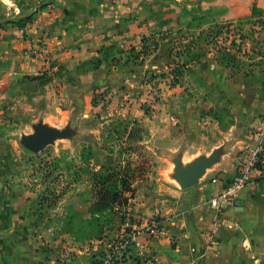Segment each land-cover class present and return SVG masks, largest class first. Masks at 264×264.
<instances>
[{
    "label": "crops",
    "instance_id": "obj_1",
    "mask_svg": "<svg viewBox=\"0 0 264 264\" xmlns=\"http://www.w3.org/2000/svg\"><path fill=\"white\" fill-rule=\"evenodd\" d=\"M196 10L252 33L238 46L225 49L216 44L217 48L238 56L253 48L264 61V0H0V91L16 79L44 72L52 82L62 83V91L69 86L78 89L75 82L93 81L109 68L102 50L106 47L125 57L150 48L153 42L154 49L147 55L150 61L178 33L191 32L185 24ZM32 13L34 21L24 26L9 22ZM161 55L166 59L165 52ZM95 57L101 60L100 67L79 72V64ZM184 64L179 85H169L165 97L175 99L172 95L179 87L178 96L198 102L192 110L179 113L180 118L176 108L164 107V112L177 113L179 119L171 115L173 123L187 133L190 147L183 151L182 160L208 156L216 149L220 157L194 188L173 189L181 207L166 212L156 234L144 233L142 247H130L117 264H264V177H257L222 213L211 203L222 187L240 177V152L252 144L251 128L264 118V69L253 83L244 69L223 63L212 53L199 54ZM201 82L218 102L225 98L227 117L217 106L212 112L206 101L202 104L199 97L208 95ZM207 144L211 145L205 148ZM7 194L1 186L0 264H95L111 246L104 240L78 248L44 242L27 217L25 198H7ZM148 222H133L131 227L142 228Z\"/></svg>",
    "mask_w": 264,
    "mask_h": 264
},
{
    "label": "rangeland",
    "instance_id": "obj_2",
    "mask_svg": "<svg viewBox=\"0 0 264 264\" xmlns=\"http://www.w3.org/2000/svg\"><path fill=\"white\" fill-rule=\"evenodd\" d=\"M197 12L193 15L197 18H191L192 24H185L192 27L191 32L178 33L166 48L155 51L156 56H151L150 61L147 55L154 49L153 42L149 45L151 49L125 57L106 47L102 50L109 68L93 81L75 82L78 89L69 86L62 91V83L52 82L44 72L16 79L0 91L2 188L7 191V198L17 195L25 198L27 217L32 221L35 235L44 242L59 241L78 248L84 244L97 246L99 240H104L114 247L119 235L132 230L133 222L161 220L168 216L166 212L181 207L179 197L173 193V189L183 190L174 177L175 161L182 158L190 145L185 141L187 133L182 134L183 130H178L180 124L173 123L171 115L176 117L177 113L164 112V107L176 108L180 118L179 113L192 110L198 101L186 95L178 96L179 87L171 94L173 100L170 95L165 97V92L169 85H179V73L184 70L185 62L199 54L212 53L220 58L221 48L216 44L229 49L252 35L237 23L222 24L211 20L203 11ZM30 16L33 18L29 22H33L35 13L12 21ZM198 23L201 29L195 30ZM219 30L220 34L216 35ZM164 52L166 59L161 55ZM253 52L257 50L251 48V52L242 56L234 53L236 57L228 61L244 69L255 83L262 76L264 61ZM172 53L175 57L181 54L184 59L169 57ZM95 60L98 58L91 61ZM200 87L208 95L199 97L202 104L206 101L212 112L217 106L227 117L225 98L218 102V97L205 89L203 82ZM39 122L60 130L69 128L72 132L41 151L32 152L23 145L22 137L34 133V125ZM192 160L187 158L182 162L187 164ZM122 166L137 168L131 184L133 191L127 193L129 202L122 206L98 203L97 181L107 175L108 168L116 171Z\"/></svg>",
    "mask_w": 264,
    "mask_h": 264
},
{
    "label": "built area",
    "instance_id": "obj_3",
    "mask_svg": "<svg viewBox=\"0 0 264 264\" xmlns=\"http://www.w3.org/2000/svg\"><path fill=\"white\" fill-rule=\"evenodd\" d=\"M250 134L253 137L252 144L240 152V177L222 187L220 192L211 198L212 205L219 213H222L225 206L233 202L257 177H264V118L251 128ZM160 226V219L149 220L145 227H136L119 235L118 244L108 247L103 257L95 264H117L130 247H142L141 237L144 233L156 234Z\"/></svg>",
    "mask_w": 264,
    "mask_h": 264
},
{
    "label": "trees",
    "instance_id": "obj_4",
    "mask_svg": "<svg viewBox=\"0 0 264 264\" xmlns=\"http://www.w3.org/2000/svg\"><path fill=\"white\" fill-rule=\"evenodd\" d=\"M197 11V10H196ZM33 16H30L29 18H23L17 21H9L12 22L15 25L18 26H24L27 22L31 21ZM197 17L192 16V20H195ZM192 20H190L188 23L192 24ZM201 23H198L197 26L200 27ZM221 30L216 32V35L220 34ZM108 49H112L109 47ZM149 48L144 47L141 52L148 50ZM139 53V52H138ZM220 60L223 63L230 64L228 59H234L236 56L228 53L224 50H220ZM104 59H107V56L104 57ZM101 64V60H95V61H84L78 66L79 72H87L93 69H96ZM86 65H92L90 68H85L83 66ZM83 67V68H82ZM34 78V77H33ZM37 79V78H36ZM39 79V78H38ZM121 167V166H119ZM107 175L100 178V180L97 181L99 190L97 191L98 195V203L105 202L109 204L110 206H122L126 205L129 202L130 196L127 195L129 191H133V188L131 186L132 182L136 178V172L137 168H130V166H122L121 169H118L115 171L114 168H108L106 170ZM3 179H4V172L1 173L0 176V187L3 185ZM128 232V231H127Z\"/></svg>",
    "mask_w": 264,
    "mask_h": 264
},
{
    "label": "water",
    "instance_id": "obj_5",
    "mask_svg": "<svg viewBox=\"0 0 264 264\" xmlns=\"http://www.w3.org/2000/svg\"><path fill=\"white\" fill-rule=\"evenodd\" d=\"M35 132L23 135V145L32 152H39L49 144L55 142L57 138L69 136L72 132L67 128L60 130L43 122L34 125ZM220 149H216L208 156H199L193 161L183 164L182 158L175 161L174 177L178 180L183 190L196 186L200 178L206 173L220 157Z\"/></svg>",
    "mask_w": 264,
    "mask_h": 264
}]
</instances>
